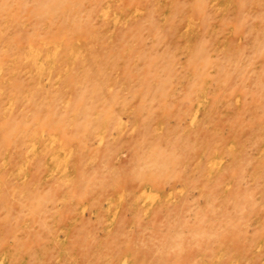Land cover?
Segmentation results:
<instances>
[{
  "label": "rangeland",
  "instance_id": "rangeland-1",
  "mask_svg": "<svg viewBox=\"0 0 264 264\" xmlns=\"http://www.w3.org/2000/svg\"><path fill=\"white\" fill-rule=\"evenodd\" d=\"M0 264H264V0H0Z\"/></svg>",
  "mask_w": 264,
  "mask_h": 264
}]
</instances>
